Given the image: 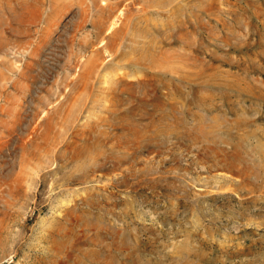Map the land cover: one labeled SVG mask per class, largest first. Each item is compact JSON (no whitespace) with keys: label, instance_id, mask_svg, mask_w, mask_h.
<instances>
[{"label":"rangeland","instance_id":"obj_1","mask_svg":"<svg viewBox=\"0 0 264 264\" xmlns=\"http://www.w3.org/2000/svg\"><path fill=\"white\" fill-rule=\"evenodd\" d=\"M153 4L0 0V264H264V0Z\"/></svg>","mask_w":264,"mask_h":264},{"label":"bare ground","instance_id":"obj_2","mask_svg":"<svg viewBox=\"0 0 264 264\" xmlns=\"http://www.w3.org/2000/svg\"><path fill=\"white\" fill-rule=\"evenodd\" d=\"M148 1V0H147ZM179 1V0H178ZM125 2H127V1H125ZM174 2H177V0H153V5L154 6H156L157 8L155 9V11L156 12H160L161 10H162V8H166V7H168V6H172L171 4H173ZM123 6V5H122ZM133 6H134V4H133ZM141 6V5H140ZM140 6H138V7H140ZM137 7V6H136ZM126 8V7H125ZM127 9V8H126ZM143 9L144 8H141V11H143ZM152 8H150V10H151ZM169 9V8H168ZM171 9V8H170ZM140 10V9H139ZM166 10V9H165ZM119 12V11H118ZM122 12V11H121ZM144 12V11H143ZM123 13V12H122ZM160 14V13H159ZM169 14V13H168ZM123 16V15H122ZM118 17V16H117ZM124 17V16H123ZM118 19V18H117ZM116 21V20H115ZM119 21V20H118ZM114 24V23H113ZM113 26V25H112ZM112 28V27H111ZM128 30V29H127ZM125 33V32H124ZM123 36V35H122ZM119 38V37H118ZM117 38V39H118ZM125 38V37H124ZM126 42V41H125ZM105 45H106V43H104ZM110 44V43H109ZM108 46V45H107ZM121 46V45H120ZM123 46V45H122ZM111 47H109V49H110ZM111 50V49H110ZM122 52H123V50H122ZM111 53V52H110ZM125 53V52H124ZM123 53V54H124ZM123 54L121 53L119 56H118V58L120 59V58H122V57H125V56H123ZM147 54V53H146ZM130 54H128V56H129ZM127 56V57H128ZM139 56V55H138ZM137 57V56H136ZM130 58V57H129ZM147 58V57H146ZM127 59V58H126ZM137 59H138V57H137ZM129 61V60H128ZM143 61V60H142ZM146 61V60H145ZM118 62V61H117ZM126 62H127V60H126ZM131 62H133V61H131ZM123 63V62H122ZM125 63V62H124ZM130 62H128V64H129ZM140 63H142V62H140ZM139 63V64H140ZM91 64V63H90ZM146 64V63H145ZM118 70V69H117ZM85 85V84H84ZM83 85V86H84ZM69 88V87H68ZM81 92V91H80ZM91 93V92H90ZM88 94V93H87ZM87 94H85V95H87ZM82 96V95H81ZM90 96V94L88 95V97ZM78 98V97H77ZM75 100V99H74ZM99 176V175H98ZM101 177V176H100ZM84 179H86V176L84 177ZM233 179V178H232ZM231 179V180H232ZM228 181V180H227ZM236 181V180H235ZM233 182H234V180H233ZM81 183V182H80ZM236 183H237V181H236ZM231 185H233L232 184V182H231ZM219 187H220V185H219ZM218 219H219V217H218ZM205 243V242H204ZM204 243H202V244H204ZM217 246V245H216ZM226 248V247H225Z\"/></svg>","mask_w":264,"mask_h":264}]
</instances>
